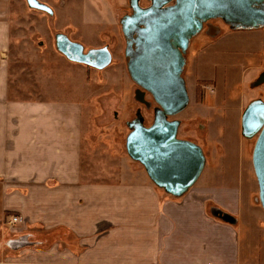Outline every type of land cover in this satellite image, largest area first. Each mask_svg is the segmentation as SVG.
I'll return each instance as SVG.
<instances>
[{"label": "crops", "instance_id": "crops-1", "mask_svg": "<svg viewBox=\"0 0 264 264\" xmlns=\"http://www.w3.org/2000/svg\"><path fill=\"white\" fill-rule=\"evenodd\" d=\"M41 1L54 8L47 14L56 15L62 30L60 15L76 12L82 0ZM36 13L44 12L26 0H0V226L5 215L23 220L5 222L12 254L0 264H264V253L254 257L264 234L257 241L251 235L254 214L263 212L247 194L256 191V181L231 174L228 155L217 157L215 169L203 170L184 195L173 196L126 150L94 142L98 113L86 90L93 68L55 48L32 57L37 64L24 86L14 80L13 57L26 44L19 38L38 29L31 19ZM106 14L109 33L118 37L111 4L104 10L87 4L81 17L104 26ZM80 35L71 40L85 43ZM253 67L263 70L264 83V65Z\"/></svg>", "mask_w": 264, "mask_h": 264}, {"label": "rangeland", "instance_id": "rangeland-1", "mask_svg": "<svg viewBox=\"0 0 264 264\" xmlns=\"http://www.w3.org/2000/svg\"><path fill=\"white\" fill-rule=\"evenodd\" d=\"M86 1L89 2L87 4L100 10H104L107 6L109 8V4L117 10L121 29L118 30V37L112 32L109 33V14L105 15L107 21L105 27L102 24L87 22L81 17L83 6L87 7ZM139 2L143 7L150 4L149 0ZM53 4L60 5V2ZM79 5L81 6H78L79 10L77 9L76 12L66 10L60 15L65 25L62 30L57 29L55 25L56 15L49 16L44 12L36 13L34 18L32 16L34 26L38 29L33 35H23V38L22 36L19 38V42L24 41L26 44L25 50L17 45L15 52L17 55L13 57L12 63L14 80L23 84L27 72L32 76V70L37 64L32 57L36 55L40 57L46 54L47 50H55L57 33H65L72 39L76 31L80 32V36L85 41L80 43L85 50L111 45L109 48L113 54L111 64L101 70L93 68L89 85L86 86L88 101L92 109L98 113L93 121L99 126L92 127L91 133L94 142L108 140L109 143L116 144L114 148L125 151L126 138L131 130L128 122L141 112L144 123L150 125L157 107L149 92L145 90V95L140 94L142 88L131 79L127 71L126 42L120 20L124 15L131 14L130 0H82ZM75 14L74 18L71 17ZM41 16H46L47 19H42ZM188 55L190 63L187 66L185 79L190 100L182 112L170 118L180 121L179 138L192 140L202 147L206 156L204 170L215 169L217 157L228 155L227 157L231 158L229 161L231 174L242 177L243 172L246 177L255 178L256 191L247 190V194L251 204L259 206L263 212L258 216L253 213V222L257 220V223L252 222L251 235L257 241L262 239L264 234V209L260 202L259 186L252 159L257 136L247 138L242 135L241 117L252 100L257 98L264 100V83L259 82L263 70L253 67L256 63L264 65V28L252 31L231 30L221 19L209 20L204 23L202 31L191 40ZM47 66L46 63V68ZM30 81L33 79L30 78ZM29 87L30 92L36 90L33 82ZM63 87H68L65 81ZM24 91L25 87H20L19 92ZM249 182L252 183V180ZM14 216L18 218L17 221ZM5 218L1 221L3 226H0V257L3 258L12 254L7 243L13 235L7 229L9 228L7 225H16L23 221L22 217L15 213L5 215ZM7 221L10 224L6 225ZM37 234L34 237L40 241L41 234ZM259 250L254 257L262 256L264 248L259 246Z\"/></svg>", "mask_w": 264, "mask_h": 264}, {"label": "water", "instance_id": "water-1", "mask_svg": "<svg viewBox=\"0 0 264 264\" xmlns=\"http://www.w3.org/2000/svg\"><path fill=\"white\" fill-rule=\"evenodd\" d=\"M130 0L131 14L124 15L121 28L126 40L125 56L131 79L149 92L157 107L150 125L141 112L128 122L127 154L140 162L151 180L165 192L180 197L199 179L206 156L202 147L189 139L179 138L180 121L171 116L188 105L183 69L185 53L191 40L204 28V23L221 19L231 30L264 28V0ZM31 9L52 15L53 9L41 0H26ZM55 46L70 61L95 69L112 62L108 46L85 50L65 33H57ZM243 136H257L253 148V166L264 209V100L251 101L241 118ZM234 221L233 217L225 216Z\"/></svg>", "mask_w": 264, "mask_h": 264}, {"label": "flooded vegetation", "instance_id": "flooded-vegetation-1", "mask_svg": "<svg viewBox=\"0 0 264 264\" xmlns=\"http://www.w3.org/2000/svg\"><path fill=\"white\" fill-rule=\"evenodd\" d=\"M214 32V31H213ZM212 32V33H213ZM125 42H126V40H125ZM190 45H191V43H190ZM190 45H189V48L187 49V51H186V53H185V60H186V63H185V66H184V69H183V73H182V75H183V78L185 79V74H186V70H187V66H188V64L190 63V60H189V49H190ZM125 47H126V44H125ZM185 83H186V79H185ZM186 86H187V83H186ZM187 90H188V88H187ZM140 94H143V95H145V90L143 89H141L140 91ZM188 93H189V91H188ZM257 99H259V98H257ZM261 99V98H260ZM254 100H256V99H254ZM253 101V100H252Z\"/></svg>", "mask_w": 264, "mask_h": 264}, {"label": "built area", "instance_id": "built-area-1", "mask_svg": "<svg viewBox=\"0 0 264 264\" xmlns=\"http://www.w3.org/2000/svg\"><path fill=\"white\" fill-rule=\"evenodd\" d=\"M14 219L17 221L18 218L14 216Z\"/></svg>", "mask_w": 264, "mask_h": 264}]
</instances>
